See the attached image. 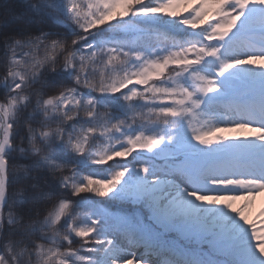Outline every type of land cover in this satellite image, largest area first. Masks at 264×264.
Instances as JSON below:
<instances>
[{
  "label": "snow or ice",
  "instance_id": "6c2138e0",
  "mask_svg": "<svg viewBox=\"0 0 264 264\" xmlns=\"http://www.w3.org/2000/svg\"><path fill=\"white\" fill-rule=\"evenodd\" d=\"M0 71V264H264V0H0Z\"/></svg>",
  "mask_w": 264,
  "mask_h": 264
},
{
  "label": "bare ground",
  "instance_id": "6f19581e",
  "mask_svg": "<svg viewBox=\"0 0 264 264\" xmlns=\"http://www.w3.org/2000/svg\"><path fill=\"white\" fill-rule=\"evenodd\" d=\"M238 203L243 204V201H238ZM262 211H264V196L256 197L252 205L245 210V212L251 217L254 215L260 217Z\"/></svg>",
  "mask_w": 264,
  "mask_h": 264
},
{
  "label": "rangeland",
  "instance_id": "374dc122",
  "mask_svg": "<svg viewBox=\"0 0 264 264\" xmlns=\"http://www.w3.org/2000/svg\"><path fill=\"white\" fill-rule=\"evenodd\" d=\"M234 204V207L239 209L242 204L241 203H238V201L236 202H233ZM245 215H246V218L248 219L249 223H255L257 224V226H260L261 224V221L264 220V217L260 216V217H256L255 215L254 216H249L246 212H245Z\"/></svg>",
  "mask_w": 264,
  "mask_h": 264
},
{
  "label": "trees",
  "instance_id": "16d2710c",
  "mask_svg": "<svg viewBox=\"0 0 264 264\" xmlns=\"http://www.w3.org/2000/svg\"><path fill=\"white\" fill-rule=\"evenodd\" d=\"M146 2H149V0H146ZM151 2H156V0H151ZM184 14H186V13H184ZM2 75H3V73H2V71H0V77H2ZM0 92H2V90H0Z\"/></svg>",
  "mask_w": 264,
  "mask_h": 264
}]
</instances>
